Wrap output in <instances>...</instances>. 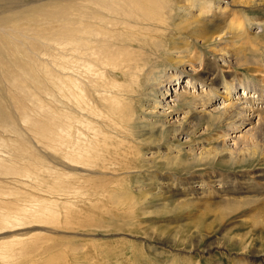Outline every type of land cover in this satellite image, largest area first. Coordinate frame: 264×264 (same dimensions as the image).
<instances>
[{
  "label": "bare ground",
  "instance_id": "6f19581e",
  "mask_svg": "<svg viewBox=\"0 0 264 264\" xmlns=\"http://www.w3.org/2000/svg\"><path fill=\"white\" fill-rule=\"evenodd\" d=\"M176 4L181 12L176 16V27L179 30L189 28L185 31L188 39L178 34L176 41L179 43L169 47L171 51H177L178 63L184 62L186 57L183 46H191L198 40L207 44L213 55L202 60L201 52L196 50L190 58L191 64L200 62L202 70L196 78L207 87L205 92L201 90L195 94L197 98H192L186 90L173 91L174 95H171L170 87L163 90L162 86L164 82L170 83L173 75L168 71L158 76L153 73L155 68L151 61L161 51V41L166 39L163 31L168 25L167 19L176 14L173 0H0V146L7 150L0 149L5 152L4 156L0 154V176L27 179L30 184L48 192V200L53 203L65 194L70 196L66 190H73L77 197L101 194L104 187L97 183L98 177H91L88 185L81 184L74 177L76 173L71 175L62 167L65 164L75 168L88 167V172L97 169L103 175L119 160L120 152L129 149L125 146L122 130L132 109L127 101L136 93L140 74L154 81L156 87H162L158 91L160 100L156 99L164 106H175L179 100L189 101L190 105L184 107V119L193 120L175 128L174 134L185 132L186 126L192 128L191 123L196 118L206 121V127L224 125L228 129L235 123L239 128L244 122H252L254 115L257 117L251 138L234 140L235 136L225 130L228 131L224 133L225 138L208 152L195 157V161L214 162L219 156L221 164L243 167L261 153L264 164V112L261 110L264 106V73L257 72L262 76L255 82L243 84L233 71L219 75L218 65L219 61L228 67L238 65L239 61L232 57L229 49L231 41H236L239 50L257 52L264 47V36L249 30L244 10L263 5L264 0H229L224 6L215 0H179ZM182 21L187 23L181 25ZM238 83L243 85V92L234 96L233 90ZM219 84L223 85L222 90L217 88ZM217 96L222 98V107L213 113L212 109H207ZM153 103L148 105L152 107ZM172 111L166 112L165 118L170 119L174 114ZM107 130L121 135H111ZM32 137L41 144L42 158ZM229 138L233 139L231 146L226 143ZM53 159L61 166L58 167ZM256 177L236 179L245 181L248 185L245 187L244 183H236L231 177L211 172L190 176L185 181L176 180L171 192L179 197L175 202L180 210L196 203L205 204L199 196L203 193L208 197V205L218 207L220 215L227 216L253 203L264 206V186H257L264 185V174L258 175L259 182ZM107 179L110 181L109 177ZM248 192L259 194L241 196ZM49 203L44 201L42 206L37 204L18 213L0 212V223L32 219L46 225L68 227L94 222L90 216L82 215L83 211L76 212L72 205L61 210L59 203ZM133 214L127 209L121 213L122 217ZM132 220H128L130 228L135 227ZM256 224L264 234V216H258ZM198 227H201L200 220ZM136 231L117 232L133 234ZM142 235L159 241L150 234ZM239 241L240 254L250 253L257 258L251 263L264 264L260 252L247 249L251 243ZM65 242L68 243L61 239L52 244L47 241L40 250H31V254L13 245L2 247L0 259L8 264L64 263V251L59 252L55 247L59 248ZM37 251L46 258L32 261ZM17 253L21 260L16 258ZM238 262L247 264V259L243 256L233 264Z\"/></svg>",
  "mask_w": 264,
  "mask_h": 264
},
{
  "label": "rangeland",
  "instance_id": "374dc122",
  "mask_svg": "<svg viewBox=\"0 0 264 264\" xmlns=\"http://www.w3.org/2000/svg\"><path fill=\"white\" fill-rule=\"evenodd\" d=\"M215 1L221 3V6L229 2V0ZM173 2H175L177 15L167 19L168 25L163 31L166 39L161 41V51L157 52L156 58H152L151 61L153 68L156 69L153 73L158 76L159 74L164 75L163 71H168L173 75L170 83L164 82L162 86L163 90L170 87L171 95H174L173 91L178 93L186 90L192 95V98H197L194 97L195 94L197 95L201 90L202 93L205 92L207 87L201 85L200 80L196 78L202 70L200 62L191 64L190 58L196 50L201 52L202 60L206 57L212 58L213 55L207 44H202L198 40L191 46H183L182 49L184 52L187 51V54H184L186 55L184 62L178 63L179 61L176 60L177 51H171L169 47L172 43H179V40L176 41L178 34L182 38L188 39L189 36L186 32L189 28L188 30H179L176 27V16H179L181 12L176 4L179 0H173ZM244 10L249 30L263 37L264 4L255 8L247 7ZM186 23L187 21H182L181 25ZM173 38L174 40L171 42ZM235 42H230L232 45L229 49L231 48L232 57L239 61V66L228 67L219 61V75L222 76L228 71H233L243 84L248 81L255 82L259 76H262L259 74L264 73V47H260L257 52L239 50ZM214 58L218 59L217 56ZM189 80H192V83ZM155 84L154 81L146 79L144 74H140L138 88H135L136 93L130 96L133 99L127 101L132 109L130 116L128 115L125 121V128L122 130L126 140L125 146H128L129 149L126 152H120L119 160L112 164L111 169L104 172L103 175L106 176L99 173L97 169L88 172V167L77 166L78 168H75L74 165L69 167L70 165L66 164L62 167L71 175L76 173L74 177H77L81 184L88 185L91 177H98L97 183L104 187L98 196L80 195L77 197V193L73 190H66L65 192L69 193L71 197L68 194L65 195L71 199L64 196L53 203L48 200V192H44L40 186L38 188L30 184L27 179L22 180L10 175L0 176V212L18 213L22 209L35 207L37 204L42 206L44 201H49V205L59 203L58 207L61 210L68 205L76 212L83 211L81 214L90 216L94 220L93 224L85 223L81 226L73 224L68 227L56 226V228L53 225H46L32 219L9 224L0 223V248L13 245L22 252L28 251V254H31V250H40L47 244V241L52 244L61 239L68 243L65 242L63 247L60 245L59 248H55L59 252L64 251L62 255L66 256L63 258L66 260H63L64 263L57 261L53 264H233L243 256L247 259V264H253L251 262L257 258L252 257L250 253L240 254L242 248L238 243L242 239L246 243H251L247 248L249 251L260 252L259 257L264 260V234L260 233L261 227L256 224V218L264 216L263 204L253 203L241 207L231 215L221 216L218 207L207 204L208 197L203 193L197 192L206 205L196 203L180 210L175 202L179 200V197L171 192L174 181H185L190 176H204L211 172L221 173L235 181L246 176L257 175L255 180L259 182L258 175L264 174V164L260 159L261 153L254 158L251 164L243 167L221 164L219 156L214 162H209L206 159L195 161V157L208 152L216 146L219 140L225 138V132H231V135L235 136L234 140L251 138L256 128L254 123H256L257 117L254 115L255 117L253 116L251 119L252 122L241 124L242 128H237V123H235L228 129L224 125L206 127V121L196 118L191 123L193 129L186 126L185 132L174 134L175 128L193 120V118L184 119L186 115L184 107L190 105L189 101L179 100L180 103L175 102V106H164L156 99L160 96L158 91L162 87H156ZM217 88L222 90L224 87L219 84ZM233 91L234 96L238 95L243 92V85L238 83ZM221 99L218 96L214 97L213 104L207 110L210 108L213 113L219 112L222 107ZM149 102L155 103L151 107L148 105ZM125 105L127 104L125 103ZM261 108L264 112V106ZM168 111L174 113L170 119L165 118V113ZM173 125L175 126L172 127ZM107 131L111 135H121L115 131ZM33 140L42 158L44 153L41 144L35 139ZM232 142L233 139H226L227 145L231 146ZM0 149L7 151L4 146H0ZM0 154L4 156L5 152L0 151ZM53 160L58 167L61 166L57 160ZM107 177L110 178V181ZM236 183H244L245 187L248 186L243 180L236 181ZM258 194L259 192H248L241 193V196H256ZM65 200L67 201L65 202ZM60 208L59 219L62 217ZM121 209L123 211L127 209L135 215L122 217ZM131 218L133 219L131 222L135 224L134 228L128 227V220ZM199 220L201 221L200 228L198 227ZM131 229H137L134 233L138 234H126ZM121 230L126 233L117 232ZM142 234H150L159 241L150 240L147 235ZM41 255L37 251L36 257L33 256L35 258H32V261L36 262L39 258L40 260L43 257L46 258V255ZM18 257L17 253L16 258L18 259ZM16 258L15 261L22 259L17 260ZM238 263L240 264V262ZM0 264H8V262L0 259ZM24 264L29 263L24 262Z\"/></svg>",
  "mask_w": 264,
  "mask_h": 264
}]
</instances>
